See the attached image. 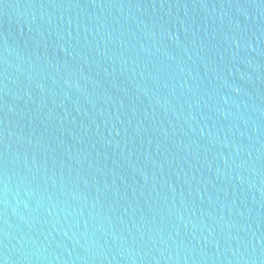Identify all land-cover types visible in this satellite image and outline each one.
Wrapping results in <instances>:
<instances>
[{"label": "water", "instance_id": "1", "mask_svg": "<svg viewBox=\"0 0 264 264\" xmlns=\"http://www.w3.org/2000/svg\"><path fill=\"white\" fill-rule=\"evenodd\" d=\"M0 264H264V0H0Z\"/></svg>", "mask_w": 264, "mask_h": 264}]
</instances>
